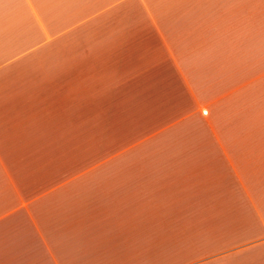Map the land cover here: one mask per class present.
<instances>
[{
	"label": "crops",
	"instance_id": "crops-1",
	"mask_svg": "<svg viewBox=\"0 0 264 264\" xmlns=\"http://www.w3.org/2000/svg\"><path fill=\"white\" fill-rule=\"evenodd\" d=\"M0 264H264V0H0Z\"/></svg>",
	"mask_w": 264,
	"mask_h": 264
}]
</instances>
